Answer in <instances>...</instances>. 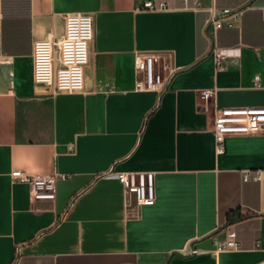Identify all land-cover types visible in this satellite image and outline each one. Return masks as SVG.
<instances>
[{
  "label": "crops",
  "instance_id": "0c3cea01",
  "mask_svg": "<svg viewBox=\"0 0 264 264\" xmlns=\"http://www.w3.org/2000/svg\"><path fill=\"white\" fill-rule=\"evenodd\" d=\"M154 1L167 8L0 0V264H264V178L243 179L264 169V132L228 135L223 152L213 132L217 107L264 106V0ZM212 6L241 21L211 38ZM72 11L94 18L85 89L54 95L33 46L63 35ZM137 53L155 56L159 90L137 88ZM16 168L71 176L34 199ZM117 171H153L156 201L139 205ZM227 229L239 248L214 253Z\"/></svg>",
  "mask_w": 264,
  "mask_h": 264
},
{
  "label": "built area",
  "instance_id": "2783aa9c",
  "mask_svg": "<svg viewBox=\"0 0 264 264\" xmlns=\"http://www.w3.org/2000/svg\"><path fill=\"white\" fill-rule=\"evenodd\" d=\"M183 2L188 4V0ZM200 6V2L195 0L192 7L198 9ZM141 8L162 10L166 9L167 5L163 1L144 0ZM241 18L242 9L212 6L205 31L211 38H215L221 28L233 27ZM65 20L66 28L63 35L37 39L33 46L35 80L45 84L54 95L84 91V67L89 61V45L94 37V18L91 13L72 11L65 14ZM214 54L217 68L220 69L228 52L226 49L216 48ZM154 60V55L136 54L135 68L143 74V79L136 82L138 89L159 90L165 83L167 77L155 71ZM215 92L216 89L207 88L202 90V95L208 99ZM213 132L218 152H223L228 135L264 132V106L217 107ZM116 175L126 191L135 195L139 205L153 204L156 201L153 171H117ZM70 176L58 170L49 173H29L16 168L11 171V179L14 182L19 181L30 186L34 199L54 200L58 181ZM263 178L264 169L243 171L244 180ZM214 243V253L238 249L240 246L232 229H227L224 238H214ZM197 251L196 248L191 250L192 253Z\"/></svg>",
  "mask_w": 264,
  "mask_h": 264
}]
</instances>
